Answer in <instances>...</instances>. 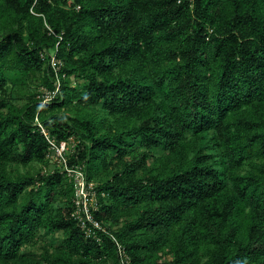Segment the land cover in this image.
Wrapping results in <instances>:
<instances>
[{"label": "trees", "instance_id": "trees-1", "mask_svg": "<svg viewBox=\"0 0 264 264\" xmlns=\"http://www.w3.org/2000/svg\"><path fill=\"white\" fill-rule=\"evenodd\" d=\"M0 264H264V0H0Z\"/></svg>", "mask_w": 264, "mask_h": 264}, {"label": "built area", "instance_id": "built-area-1", "mask_svg": "<svg viewBox=\"0 0 264 264\" xmlns=\"http://www.w3.org/2000/svg\"><path fill=\"white\" fill-rule=\"evenodd\" d=\"M50 66L56 76L55 89L51 91L43 89L40 91L41 94L38 97L41 98L42 105L50 102L59 90L58 69L60 62L54 56H51ZM34 124H36L40 134L46 140L52 160L57 166L62 167L63 172L72 184V217L76 220L77 226L87 236L93 235L95 231H103L102 225L93 215V212L97 210L94 184L86 179L80 166H68L66 154L68 153L70 145L64 141L56 142L39 122L37 116L34 119Z\"/></svg>", "mask_w": 264, "mask_h": 264}, {"label": "rangeland", "instance_id": "rangeland-1", "mask_svg": "<svg viewBox=\"0 0 264 264\" xmlns=\"http://www.w3.org/2000/svg\"><path fill=\"white\" fill-rule=\"evenodd\" d=\"M28 85H29V88L35 90V92H38V91L45 89V88H43V86H41L38 76L36 78H34V77L30 78L28 81ZM10 96H12L10 98L11 101H13L17 105H21L25 102L24 99H17L15 96L13 97V95H10ZM70 148H71V146H70ZM50 163H54V161L51 159ZM21 170L23 171V169H21Z\"/></svg>", "mask_w": 264, "mask_h": 264}]
</instances>
